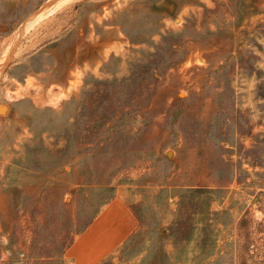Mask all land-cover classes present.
Listing matches in <instances>:
<instances>
[{
	"label": "rangeland",
	"instance_id": "rangeland-1",
	"mask_svg": "<svg viewBox=\"0 0 264 264\" xmlns=\"http://www.w3.org/2000/svg\"><path fill=\"white\" fill-rule=\"evenodd\" d=\"M262 2L0 0V264H264Z\"/></svg>",
	"mask_w": 264,
	"mask_h": 264
},
{
	"label": "crops",
	"instance_id": "crops-1",
	"mask_svg": "<svg viewBox=\"0 0 264 264\" xmlns=\"http://www.w3.org/2000/svg\"><path fill=\"white\" fill-rule=\"evenodd\" d=\"M138 227L137 219L118 198L98 211L66 252L72 264H99L118 248Z\"/></svg>",
	"mask_w": 264,
	"mask_h": 264
},
{
	"label": "bare ground",
	"instance_id": "bare-ground-1",
	"mask_svg": "<svg viewBox=\"0 0 264 264\" xmlns=\"http://www.w3.org/2000/svg\"><path fill=\"white\" fill-rule=\"evenodd\" d=\"M35 19H36V17H34L33 19H30V20H32V21L29 20L28 22H26V23L23 25V27H21L20 32L24 31L29 25H31V23H32L33 21H35ZM3 64H4V62H3Z\"/></svg>",
	"mask_w": 264,
	"mask_h": 264
},
{
	"label": "trees",
	"instance_id": "trees-1",
	"mask_svg": "<svg viewBox=\"0 0 264 264\" xmlns=\"http://www.w3.org/2000/svg\"><path fill=\"white\" fill-rule=\"evenodd\" d=\"M95 216H96V215H95ZM95 216H94V217H95ZM94 217H93V219H94ZM93 219H92V220H93ZM92 220H91V221H90V222H89V223L83 228V230H84V229H85V228H86V227L92 222ZM83 230H82V231H83ZM82 231H80V232H82ZM80 232L76 233V235H78ZM70 245H71V244H70ZM70 245H69V246H70Z\"/></svg>",
	"mask_w": 264,
	"mask_h": 264
},
{
	"label": "water",
	"instance_id": "water-1",
	"mask_svg": "<svg viewBox=\"0 0 264 264\" xmlns=\"http://www.w3.org/2000/svg\"><path fill=\"white\" fill-rule=\"evenodd\" d=\"M262 4H263L262 6L264 7V2H262Z\"/></svg>",
	"mask_w": 264,
	"mask_h": 264
}]
</instances>
